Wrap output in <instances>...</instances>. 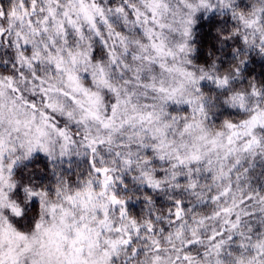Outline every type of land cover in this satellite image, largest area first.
Segmentation results:
<instances>
[{
  "label": "snow or ice",
  "instance_id": "obj_1",
  "mask_svg": "<svg viewBox=\"0 0 264 264\" xmlns=\"http://www.w3.org/2000/svg\"><path fill=\"white\" fill-rule=\"evenodd\" d=\"M258 64L264 0H0V264H264Z\"/></svg>",
  "mask_w": 264,
  "mask_h": 264
},
{
  "label": "trees",
  "instance_id": "obj_2",
  "mask_svg": "<svg viewBox=\"0 0 264 264\" xmlns=\"http://www.w3.org/2000/svg\"><path fill=\"white\" fill-rule=\"evenodd\" d=\"M201 29H202V34L206 35L207 32H208V27H207V22H203L201 25H200ZM256 70L258 72H264V68H261V66L258 64L256 65Z\"/></svg>",
  "mask_w": 264,
  "mask_h": 264
}]
</instances>
